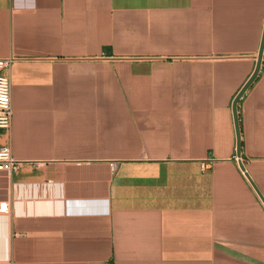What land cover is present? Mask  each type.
<instances>
[{"label": "crops", "instance_id": "1", "mask_svg": "<svg viewBox=\"0 0 264 264\" xmlns=\"http://www.w3.org/2000/svg\"><path fill=\"white\" fill-rule=\"evenodd\" d=\"M263 30L264 0H0V264H264V57L240 156L233 114Z\"/></svg>", "mask_w": 264, "mask_h": 264}, {"label": "built area", "instance_id": "2", "mask_svg": "<svg viewBox=\"0 0 264 264\" xmlns=\"http://www.w3.org/2000/svg\"><path fill=\"white\" fill-rule=\"evenodd\" d=\"M13 60V58L0 59V133L9 132L13 122L12 83L8 74ZM19 163L12 156L10 146H0V170L14 172L17 170ZM0 209L6 212L8 209L7 203H2Z\"/></svg>", "mask_w": 264, "mask_h": 264}, {"label": "water", "instance_id": "3", "mask_svg": "<svg viewBox=\"0 0 264 264\" xmlns=\"http://www.w3.org/2000/svg\"><path fill=\"white\" fill-rule=\"evenodd\" d=\"M263 57H264V30H263L262 40L260 44V49H259L255 69L253 73L251 74V76L249 77V79L243 85L239 93L236 95L233 101V114H234V121H235L236 133H237V146H238L237 155L238 156L241 155V132H240V123H239V116H238V103L240 102L245 92L251 87V85L257 79L260 69H261L262 62H263Z\"/></svg>", "mask_w": 264, "mask_h": 264}]
</instances>
